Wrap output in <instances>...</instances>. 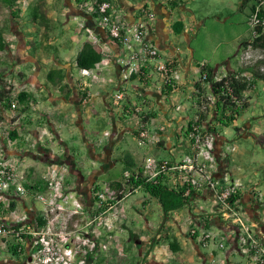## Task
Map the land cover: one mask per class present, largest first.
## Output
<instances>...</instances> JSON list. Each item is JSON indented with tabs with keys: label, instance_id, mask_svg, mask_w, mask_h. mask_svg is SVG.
<instances>
[{
	"label": "crops",
	"instance_id": "1",
	"mask_svg": "<svg viewBox=\"0 0 264 264\" xmlns=\"http://www.w3.org/2000/svg\"><path fill=\"white\" fill-rule=\"evenodd\" d=\"M80 1L83 0H48L50 11L44 15H32V20L36 21L35 23H38L37 21L43 23L42 27L31 32L32 38H28L34 45L32 48H36L33 62H35L37 70L32 82H29L34 90L33 93H29L30 102L27 112L17 114L15 111L9 110L3 113L4 121L0 123V157L20 164L16 173L25 180L24 186L25 184L33 185L36 180H43L45 184L49 170L64 171L66 173L64 185L66 193L81 202L89 218H95V225L99 224L97 229L101 232V238L109 235L115 239L116 243L118 240L127 243L130 236L137 235L141 250H137L135 264H184L185 261L193 257H197L202 264H208L212 257L204 254L198 248L188 237L187 231L190 226L194 227L195 225L221 226L216 218L210 217L207 221L201 218L200 213H210L214 208L212 196L209 193L193 194L189 205L171 212L168 220H165L155 231L146 222V228L152 230L149 234L132 232L125 236L129 232V225L126 217L127 210L123 207V203L133 194L126 192L121 201L114 203L113 208L117 214L115 216L111 211L103 213L105 207H99V203L94 197L95 193L92 192L95 185L99 183L102 174L113 170L117 163L122 166V158L125 154H129L136 167L143 170L147 157L174 162L183 153H186L183 130L189 127L191 114L197 112L194 104H202L201 100L204 99L207 102L206 121L213 118L217 98L211 94L209 84L198 82L202 73L200 65L204 64L205 68L209 66L205 62L195 64L193 51L190 49L194 30L199 29L203 24V21H197L190 9V4L195 0L172 4H167L164 0H111L116 10L122 13L123 20L128 24L134 23L144 9H150L155 14V24L151 28L148 38L160 51L161 61L174 59L179 63L182 80L175 90L160 87L159 78L155 74L146 82L135 77L124 79L115 64L119 53L118 45L112 42L107 34L94 23L88 11L78 8L77 4ZM226 3L227 5L232 4L231 0ZM248 4H250L248 14L250 16L254 1L238 0L240 9L246 8ZM75 16L84 21L93 38L97 39V44H92L94 51L101 56V59L104 55L110 59V65H102L101 61L96 64L97 68L104 72V79L101 84H93L89 89L88 105H83L81 102L83 94L79 91L80 83L78 75L74 76V70H77L78 74L79 69L75 67V59L82 45L85 42H90L91 35L77 29ZM28 39L26 38V40ZM251 40L240 42L239 45L244 52H248L251 48L250 45H247ZM22 65L26 66L27 62ZM240 68L233 70L228 66L226 73L222 71L219 74L224 78L230 73L237 72ZM52 69L58 70L56 78L61 80V84L57 87H52L46 81V75ZM214 70L218 74L217 68ZM242 75L250 74L243 73ZM198 87L200 92L197 90ZM117 92H122L124 95L121 104L113 102V95ZM242 94L248 98L245 109L247 110L250 108L252 94L257 97L264 94V83L257 81L253 88ZM140 104L144 106L141 113L137 116L126 115V112L133 111ZM177 105L181 106L178 111L174 109ZM220 105L224 104L220 103ZM261 107V112H256L252 121L245 124L244 129L238 127L237 119L245 110L230 127L238 129L236 132L239 137L253 136L255 142L264 146V141L260 139V136L264 134L263 103ZM122 110H124L123 114ZM24 117L26 122L22 123ZM94 120L107 125L102 130L101 141L95 140L94 132H91L90 129L87 130ZM140 128L144 131L148 130L149 135H154L155 139L151 143H147L146 139L135 136L134 132L139 133ZM218 128L219 134L216 137L213 135L215 138L214 154L218 162L215 176L222 177L228 173L232 181H239L243 173L236 164L235 156L243 159L244 154L240 152L235 143L228 142L225 138V129L220 126H217ZM106 132L107 136L104 135ZM66 134L73 136L79 134L81 138H70V144H68L69 141L64 139ZM89 134L93 135V141L86 140ZM128 136L131 137V141L127 140ZM73 141L80 143V147L73 148L71 146ZM85 149L93 164L91 173L88 175H84L81 167L78 166V160L83 158L82 152H85ZM247 163L250 164L251 161L247 160ZM33 167L34 169L41 168L42 176L34 175ZM262 176L264 179V174ZM112 179L119 178L112 177L109 181L101 183L108 185ZM251 184L259 189V181L251 180L242 184L244 191L240 200L245 216L251 222L256 223L258 227L260 221L264 222V214L258 220L248 212L253 204L259 205L246 191V188ZM260 190H264V186ZM112 191L115 192V190ZM28 192L32 194L38 190H28ZM144 194L146 196H143L137 203L146 204L147 208L154 204L159 216L163 218L158 201L146 193ZM200 200L210 202L212 208L209 211L203 208L199 209L196 201ZM28 203L30 207L27 206ZM16 205L24 211H28L33 206L31 198L18 202ZM37 209L41 210L40 207ZM258 214L260 216V212H256L254 215ZM54 216V219L46 224L54 227L64 223L63 217H58L55 214ZM95 225L94 228H96ZM256 230L259 231V227ZM172 242L178 246V251L170 250L169 244ZM110 249L111 255L118 251L114 246H111ZM217 252L221 253L219 264L232 261L233 256L229 255V251H215L214 256L217 255Z\"/></svg>",
	"mask_w": 264,
	"mask_h": 264
},
{
	"label": "built area",
	"instance_id": "2",
	"mask_svg": "<svg viewBox=\"0 0 264 264\" xmlns=\"http://www.w3.org/2000/svg\"><path fill=\"white\" fill-rule=\"evenodd\" d=\"M189 1L191 0H164L167 4ZM77 6L81 10L88 11L94 23L118 45L119 53L115 64L124 79L134 76L138 80L146 82L155 74L159 78L160 87L171 90L178 88L182 80L179 63L174 59L161 61L160 51L148 38L156 20L152 10L144 9L134 23L128 24L123 20L122 13L116 10L111 0H83ZM260 7L259 5L249 16L248 22L252 28L258 24L257 13ZM74 19L77 21L79 17L75 16ZM77 29L89 33L91 35L90 43L97 44V39L93 38L91 31L82 19L77 22ZM247 57V52H244L243 62ZM101 63L110 65V59L104 55ZM199 68L202 73L198 82H204L207 78L206 73L203 72L204 64H201ZM103 74L104 72L97 66L94 67V70H78L79 91L83 94L81 98L83 105H88L90 98L88 91L93 84L102 83ZM242 76L253 80L250 75ZM222 79L223 77L214 73V83L220 82ZM222 97L227 98V102L238 109H242L248 102V98L244 94H233L229 88H227V94H222ZM123 98V93L117 92L112 99L115 104H121ZM194 106L197 108V103ZM10 107V111L14 112L18 108L17 102H11ZM143 107V104H140L129 115L137 116L142 112ZM180 107L177 105L174 109L178 111ZM123 112L124 110H122V114ZM22 120V123L26 122L25 117ZM104 135L107 136L108 133L106 132ZM154 137V135H149L148 130L139 132V138L146 139L147 143H151L155 139ZM183 139L186 142V153H183L174 162L147 157L142 177L152 184H161L169 189L182 191L187 197L199 192H207L212 196L213 210L210 213H200V215L204 221L210 217L216 218L221 226L195 225L194 227L190 226L187 231L188 237L204 254L213 258L215 251H229L230 256L238 255L250 264H264V244L258 238L257 225L249 222L241 205L240 198L244 186L239 181H232L228 173L222 177L215 176L218 170V162L214 154L215 138L205 131L203 125L199 124L197 112L191 114L190 126L183 130ZM19 166L18 162L4 160L0 157L1 249H6L3 241L8 237L15 238L20 243L24 235L30 236L27 254L29 261L24 264H85L86 256L93 253L97 246H100L99 251L103 253L111 246L118 249V243L112 236L106 235L101 238V232L97 229L99 224L95 225V218H89L81 202L66 193L64 188L66 173L64 171L49 170L45 178V190L31 194L24 186L23 177L16 173ZM128 175V172L124 173L125 178ZM246 191L264 208V196L254 184L249 185ZM94 197L99 203V207H105L103 213L111 211L115 216L117 215L113 208L114 203L118 201L116 192L107 188L103 192L97 191ZM30 198L33 206L28 211H24L16 205L18 202ZM105 202L107 203L104 204ZM37 206L45 214L51 213L63 217L64 223L60 224L62 230L57 233L51 232V228L47 224L45 225L46 230L38 231L35 228V221L39 215ZM79 220H85L80 234L82 237L76 229L79 227ZM74 239L82 240V244L87 245L88 250L82 254L79 250L72 248L71 244ZM21 250V247L16 248V252L19 254ZM226 264L232 263L229 261Z\"/></svg>",
	"mask_w": 264,
	"mask_h": 264
},
{
	"label": "rangeland",
	"instance_id": "3",
	"mask_svg": "<svg viewBox=\"0 0 264 264\" xmlns=\"http://www.w3.org/2000/svg\"><path fill=\"white\" fill-rule=\"evenodd\" d=\"M229 0H195L194 3L190 4V9L195 15L197 21H203V24L199 29H195L193 37L191 38L190 49L193 51L194 63L199 64L201 62L207 63V65L215 69L217 68L218 76L222 71L226 73V68L229 66L233 70L245 65H254L258 67L261 72H264V51L259 49L249 48L247 52V59L243 62L244 51L240 47V42L251 40L253 37L252 26L249 21V5L246 8L240 9L238 7V0H231L232 4L227 5L226 2ZM234 5V6H233ZM264 8V3L261 6ZM50 4L48 0H17L14 7V18L11 17L9 10L5 6L2 0H0V34L4 40V44L7 45L5 50H0V77L3 80L6 88H10L12 96H16L19 92L33 93L34 87L29 84L33 80V76L36 73V64H34V51L33 43L28 38L31 37V32L34 29L43 26L42 22L32 20L33 14H45L50 11ZM75 21L76 23L79 21ZM26 38L28 40H26ZM26 52L28 53L26 55ZM23 66V63H26ZM260 62H262L260 64ZM74 76H77V70H74ZM198 77V75H197ZM264 105V94H260L259 97L256 95L251 96L250 108L245 110L243 114L237 119V125L239 128L244 129L245 124L252 121L253 115L256 112H261V105ZM129 110L126 114H131ZM94 117V115H91ZM124 117V116H121ZM98 120V119H97ZM107 125H103L101 122H92L91 127L87 130L94 132L95 140L102 138V130ZM108 129H110L108 127ZM225 129V138L229 143H235L237 148L244 154L243 159H239L237 156L236 164L239 170L243 173L240 183L246 184L249 181H259L258 190L262 192L264 196V190H260L264 186V146L255 142L253 136L248 138L239 137L238 133L232 127ZM111 130V129H110ZM76 134V132H75ZM70 138H81V135L73 136L72 134H66L64 139L68 141ZM261 141H264V134L260 136ZM44 140V139H43ZM87 141H93V135L89 134ZM128 141H131V137H127ZM75 141V140H74ZM73 141V142H74ZM44 142V141H43ZM99 143V141H98ZM70 144V141L68 142ZM80 144V143H79ZM77 142L71 144V146H79ZM132 144V142H131ZM75 145V146H74ZM80 147V146H79ZM101 148V147H99ZM91 149V146H90ZM57 150V149H54ZM82 152V151H81ZM81 160H78V166L81 167L84 175L91 173L93 164L87 155L86 149ZM122 156V155H121ZM247 160L251 163L248 164ZM29 163H33L30 160ZM122 166L117 163L115 168L110 172L102 174L100 181L97 184L103 192L108 188V185L102 184L101 182H107L112 177L120 178ZM34 175L42 176V169H34ZM256 176V177H254ZM146 196L142 190H137L123 203V207L127 210V224L129 225V232L125 236L130 235L129 233L137 234H149L152 230L158 229L163 223V218L159 216L158 211L155 209V205L152 204L150 207H146V204L141 205L137 202ZM117 198V197H116ZM30 200V199H28ZM105 202L104 204H106ZM196 205L199 209L209 211L212 208L210 202L196 201ZM30 207V204L28 205ZM39 208V206H37ZM38 217L44 219L46 223L54 219V214L43 213L37 211ZM35 228L40 230H46L45 227H40L37 220L35 221ZM146 222L152 230L146 228ZM249 222H251L249 220ZM78 234H81L85 220H79ZM253 223V222H251ZM256 225V223H254ZM47 225V224H46ZM50 226V225H48ZM51 232L57 233L62 228L59 226H50ZM81 236V235H80ZM82 237V236H81ZM137 235H132L128 239L127 243L122 240H118V252L112 254L109 252L110 247L106 252H100V246H97L93 253H90L85 258V264H135L137 257V250L140 249V242L137 239ZM31 237L23 236L22 242H17L15 238L8 237L4 239L3 243L6 249L0 248V264L19 263L24 264L29 261L27 256L29 252L30 244L28 241ZM19 244L22 248L19 256L11 253L10 247ZM125 243V245H123ZM17 244V245H18ZM71 247L84 253L88 250L87 245L82 244V240L74 239ZM186 254V253H183ZM188 255V253H187ZM134 257V258H133ZM221 259V253L217 252V255L213 257L208 264H219ZM232 264H250L247 260L240 258L238 255H234L232 258ZM184 264H202L198 261L197 257L189 258Z\"/></svg>",
	"mask_w": 264,
	"mask_h": 264
},
{
	"label": "trees",
	"instance_id": "4",
	"mask_svg": "<svg viewBox=\"0 0 264 264\" xmlns=\"http://www.w3.org/2000/svg\"><path fill=\"white\" fill-rule=\"evenodd\" d=\"M2 1L9 10L11 17L14 18V7L17 0ZM253 1L254 5L251 8V14L256 9V6H262L264 3V0ZM257 18L258 24L252 28L253 37L249 42L250 44L247 45H250L253 49L264 51V8L260 7L257 13ZM6 47L7 45L4 44V40L0 34V50H5ZM35 49L36 48H33V51H35ZM100 61L101 56L94 51L93 45L90 42H85L76 56L75 67L77 69L91 70L94 69L95 65ZM261 63L262 62H260V64ZM203 72L206 73L207 78L204 82L200 83L209 84L210 92L211 94L215 95L217 102L214 116L209 121H206L207 102L203 99L201 100L202 104H197L199 124L205 127V131L208 134H212L216 137L220 131L219 128L217 129V126H220L221 128L230 127L234 121H236L237 117L240 116L241 113L247 108V104L244 105L242 109L234 108L232 104L227 102V98L222 97V94H227V88H229L233 94H242L246 90L253 88L255 82L260 81L264 83V72H261L260 69L254 65H245L242 66L237 72L230 73L226 75L220 82L215 83L213 82V75L215 73L214 69L206 67L203 69ZM57 73L58 70L52 69L49 70L46 75V81L52 87H57L61 84V80L56 78ZM243 73H249L253 80L242 76ZM197 90L200 92L199 87ZM13 101H16L18 105V108L15 110V112L17 114L25 113L29 110L30 94L22 91L16 94V96H12L10 88H6L3 80L0 77V123L4 121L3 113L11 109L10 106L11 102ZM220 103H223L224 105L221 106ZM141 131H144V129L140 128L139 132ZM235 131H238V129L235 128ZM134 134L139 138V133L134 132ZM125 172L129 173L127 178L124 177ZM25 187L27 190H45V184L43 180H36L33 185L25 184ZM108 187L112 190H115L118 201L123 199L126 192L133 194L138 189L142 190L151 198H154L158 201L163 213V219L166 221L168 220L169 214L171 212L189 205L191 201V197L184 196L182 191L169 189L161 184L155 185L145 181V179L142 177V169L136 167L129 154H125L122 158V171L120 178L114 180L112 179L109 182ZM97 191H101V189L99 186L95 185L92 192L96 193ZM36 220L40 227H44L46 225V222L43 218L37 217ZM206 226L209 225L206 224ZM163 227L164 224L162 225V228ZM18 247H20L19 244L14 245L10 247L9 251H11L13 255L19 256L21 253L19 254L16 252V248ZM169 247L172 252L179 250L178 246L174 242L170 243Z\"/></svg>",
	"mask_w": 264,
	"mask_h": 264
},
{
	"label": "flooded vegetation",
	"instance_id": "5",
	"mask_svg": "<svg viewBox=\"0 0 264 264\" xmlns=\"http://www.w3.org/2000/svg\"><path fill=\"white\" fill-rule=\"evenodd\" d=\"M66 163L71 164V162H69V161H66ZM248 212H250L253 217L258 218V220H259V218H261L262 214H264V208L261 207L260 205L253 204L248 209ZM256 212H260V216H259V214L258 215H254ZM258 227H259V231H257L258 232V238L261 241V243L264 244V222L262 223L260 221V223H258Z\"/></svg>",
	"mask_w": 264,
	"mask_h": 264
},
{
	"label": "water",
	"instance_id": "6",
	"mask_svg": "<svg viewBox=\"0 0 264 264\" xmlns=\"http://www.w3.org/2000/svg\"><path fill=\"white\" fill-rule=\"evenodd\" d=\"M165 222V219H163V223ZM151 264H155V263H151Z\"/></svg>",
	"mask_w": 264,
	"mask_h": 264
}]
</instances>
